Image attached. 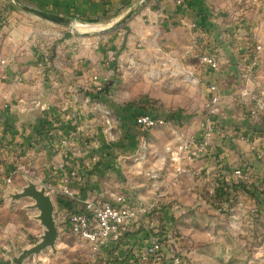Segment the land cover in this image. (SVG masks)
I'll list each match as a JSON object with an SVG mask.
<instances>
[{"label":"crops","instance_id":"0c3cea01","mask_svg":"<svg viewBox=\"0 0 264 264\" xmlns=\"http://www.w3.org/2000/svg\"><path fill=\"white\" fill-rule=\"evenodd\" d=\"M27 1L78 20L101 18L139 0ZM116 30L113 49L123 45L125 51H133L144 45L194 51L201 63L199 80L208 92L202 111L192 119L187 115L191 112L182 110L159 115L167 124L146 133L132 119L133 111L125 109L116 144L111 143L110 111L103 102L109 93L96 92L98 82L93 77L102 79L112 72L107 54L112 49L108 52L103 43L93 45L71 31L58 41L54 36L61 29L21 11L10 0H0V168H7L9 177L15 161L19 171H28L35 162H59L65 154L59 144L60 131L73 129L76 133L69 153L88 166L80 185L83 198L99 195L113 200L124 194L149 205L158 196L156 201L169 204L159 221L169 234L178 230L184 264H229L219 258H228L233 252L218 250L219 241L239 232L245 236L246 228L251 232L253 226L264 232V0H151ZM168 34L173 40L171 36L164 40ZM257 45L263 50L257 68L251 69ZM209 50L218 52L217 70L200 59ZM212 85H216L215 91ZM91 93H96L94 98ZM214 94L220 101L211 109L207 104ZM208 117L216 128L207 149L186 160L185 171L177 174L170 149L179 143V134L199 137L209 124ZM143 141L146 148H141ZM87 143L91 145L87 147ZM114 151L117 158L112 157ZM238 169L245 177L234 175ZM225 170L229 177L222 175ZM223 183L227 190L219 201L216 194L221 195ZM21 190L16 185H0V264H15L14 259L36 245L43 234L28 239L11 219L23 198L19 202L5 197L6 192ZM68 207L82 205L69 203ZM146 237L144 229L130 236L135 244ZM123 251V245L111 243L101 249V258L107 260L105 264H114L110 261L120 259ZM44 256L42 251L29 259ZM35 262L26 260L24 264Z\"/></svg>","mask_w":264,"mask_h":264},{"label":"rangeland","instance_id":"374dc122","mask_svg":"<svg viewBox=\"0 0 264 264\" xmlns=\"http://www.w3.org/2000/svg\"><path fill=\"white\" fill-rule=\"evenodd\" d=\"M10 1L15 7L23 11L14 0ZM21 2L24 5L39 8L36 3L31 1L21 0ZM134 5L124 10L119 9L114 13H108L101 17L99 22H92L94 19L89 18L78 20L73 19L77 25L75 29H72L69 26L55 24L48 20L43 19V21L52 27L61 29V33L54 36L58 41L67 38L69 36L68 33L72 32L77 38L90 41L93 45L98 46L103 43L105 46L104 48L110 52L109 49L114 45L115 36L113 33L117 31L116 29L119 27L113 29L109 27L122 18ZM78 24H82V26H79ZM170 36L172 38V35L170 34L163 36V38L167 41ZM111 49V52L107 54H110L109 58L111 59L110 66L112 72L105 73V75L102 76V79H100V76L98 75H94L93 77L96 82H99V80L103 81L104 91L102 92L109 93L108 96L103 99V102L108 104V111H110L109 114H107V119L109 120L107 125L109 128H111L112 125L111 131H108L109 137L111 132L114 135L109 138L111 143L116 144V135L120 134L119 124L120 122H123V113L125 112V114H127L126 110L133 111L132 119L133 117L136 118L137 113L140 112L155 115H171L177 110L191 112L192 114L188 113L187 115L192 119V117L196 116L194 113L202 111L201 109L204 106V93L208 92L206 85H202L203 82L199 80L197 69L201 68V63L198 55L193 53L194 51L171 47H165L164 49L151 48L144 45H137L136 49L133 51H125L123 45L119 48ZM48 55L51 56L52 53H49ZM95 90L96 92H100L97 89ZM91 94L94 98L96 93ZM120 111H123L122 114ZM127 119L129 120L130 118ZM134 121L136 123L135 119ZM139 130L145 132L140 128ZM141 136L144 137L146 135L142 134ZM182 138L189 137L179 134V142ZM141 148H146L145 141L142 142ZM118 156L119 155L116 151L112 153V157L117 158ZM15 162L16 168L12 170V181L0 185L5 187L16 185L23 189L24 186H29V181L24 177L28 176L32 183L37 184L36 187L38 189L42 190L46 187V194L50 195L53 200V215L58 232L54 246L44 249L43 253L45 254V258L34 257L27 261L36 260L37 262H35V264L108 263L107 260L101 258V249H95L92 244L80 238L69 229L67 217L68 213L72 211L73 208L68 209L69 207H64L62 202H64L65 199L62 195L53 193L49 190V186L55 184L54 179L50 177V172L53 165L57 162H52L51 160L40 162L39 164L35 162L33 163L34 166H30L29 170L27 169L28 171L22 169V172L19 171L20 168L17 166V161ZM7 170V168H0L1 180L8 177L6 174ZM36 170H38L37 178L35 177ZM9 172L10 171L8 170V173ZM30 174H32L33 177H29ZM38 175L40 176L38 177ZM81 196L83 197V195ZM87 197L100 196L89 195ZM155 198L158 199V196H155ZM157 201V205L160 209L159 213L155 212L157 214L155 217L163 219L169 204H162L161 200ZM35 203L36 201L32 197L23 198L21 203L17 204L18 206L14 209L15 213L13 212L14 216L11 218L16 220L15 222H17L18 225L17 228H20L21 232L27 235L28 239L31 240L38 239L37 235H41L47 229L41 224V221L38 218L40 210L37 207H31ZM42 229L44 231H42ZM220 230L228 229L227 227H221ZM247 230L248 228H246L245 236H243L244 232H239L232 237L225 236L223 240L217 243L218 250H229L233 252L228 258H219L220 261L229 264H264V232L262 230V233H260L261 230L259 227L254 226L252 227L251 232H247ZM174 233L179 234L178 230ZM190 244L191 243H189V245ZM110 262L112 263V261Z\"/></svg>","mask_w":264,"mask_h":264},{"label":"built area","instance_id":"2783aa9c","mask_svg":"<svg viewBox=\"0 0 264 264\" xmlns=\"http://www.w3.org/2000/svg\"><path fill=\"white\" fill-rule=\"evenodd\" d=\"M262 50L261 45L256 46L251 69H255L258 65L259 54ZM200 59L210 69H219L220 58L216 50L202 53ZM103 86V81L99 80L96 89L103 91ZM210 88L212 91L217 89L216 85H212ZM219 101L220 96L214 94L207 105L212 109ZM208 119L209 124L199 137L182 138L173 149H170V159L177 174L185 171L186 160L207 149L216 128V122L210 117ZM135 120L137 126L145 132L167 124L165 118L146 112L138 114ZM75 133L76 131L73 129L67 133L60 131L62 140L59 144L65 148V154L62 160L53 165L50 177L54 179L55 184L49 186L51 192L62 195L68 202L67 207L69 203L82 205L81 208L73 207V210L68 213L69 229L92 244L95 249L109 247L111 243L123 245L124 255L118 260L114 259L112 261L115 262L114 264H184L185 256L181 250L179 234L167 233L159 218L155 217L157 216L155 212L159 213L160 209L156 200L149 205H143L124 194L116 195L113 200L81 196L80 185L84 181L88 166L83 165L69 153L68 147ZM90 145L91 143H87L86 146ZM222 175L229 177L230 173L225 170ZM234 175L243 178L246 174L238 169L234 171ZM11 181L12 176H9L0 179V184ZM223 185L224 183L219 187L222 189L220 190L221 195L217 196L216 194V200L220 201L225 195L224 191L227 190V185ZM137 229H144L147 232V237L140 244L131 242L130 238Z\"/></svg>","mask_w":264,"mask_h":264},{"label":"water","instance_id":"95a60500","mask_svg":"<svg viewBox=\"0 0 264 264\" xmlns=\"http://www.w3.org/2000/svg\"><path fill=\"white\" fill-rule=\"evenodd\" d=\"M151 0H139L135 5L129 9V11L116 23L112 24L109 28H118L127 23L135 14H137L144 6H146ZM14 2L25 12L30 13L34 16L48 20L55 24L69 26L72 29L76 28V24L73 19L66 17L64 15L46 11L44 9L35 8L30 5L22 4L21 0H14ZM27 181H29V186H24L23 189L18 193H8L6 192L5 197H12L15 200L20 201L22 198L32 197L36 203L31 207H37L40 210V215L38 218L41 221V224L47 229L40 236V241L36 245L29 249H25L22 254L14 259L15 264H24V261L28 260L29 257L33 254L38 255L44 249L50 246H54L57 239V226L54 219V204L50 195L46 194V187L42 190L36 187L37 184L32 183L31 180L26 176Z\"/></svg>","mask_w":264,"mask_h":264},{"label":"trees","instance_id":"16d2710c","mask_svg":"<svg viewBox=\"0 0 264 264\" xmlns=\"http://www.w3.org/2000/svg\"><path fill=\"white\" fill-rule=\"evenodd\" d=\"M129 6H131V5H129ZM100 19H101V18L94 19L92 22H99ZM103 91H104V90H103ZM140 113H141V112H140ZM140 113H137V115L140 114ZM154 115H155V114H154ZM156 116H159V115H156ZM65 202H66V201L62 202V204H65Z\"/></svg>","mask_w":264,"mask_h":264}]
</instances>
